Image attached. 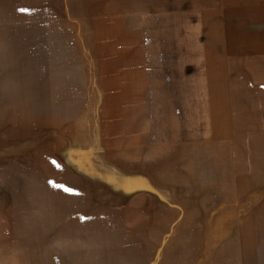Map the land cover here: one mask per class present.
I'll return each instance as SVG.
<instances>
[{"label":"rangeland","instance_id":"obj_1","mask_svg":"<svg viewBox=\"0 0 264 264\" xmlns=\"http://www.w3.org/2000/svg\"><path fill=\"white\" fill-rule=\"evenodd\" d=\"M201 10L0 0V264H264V31Z\"/></svg>","mask_w":264,"mask_h":264},{"label":"crops","instance_id":"obj_2","mask_svg":"<svg viewBox=\"0 0 264 264\" xmlns=\"http://www.w3.org/2000/svg\"><path fill=\"white\" fill-rule=\"evenodd\" d=\"M185 0H138L141 8L138 10H126L125 0H105L106 13L118 15L119 20L128 19L138 15H176L184 13L191 15V6L199 5L203 7L206 17L205 22L210 15H219L216 20L222 23L224 19L232 22L231 36L243 38L245 36L255 35L257 31H264V0H199L195 3L190 0L189 4ZM188 5V11H183V7ZM109 6V7H108ZM143 7V9H142ZM142 9V10H141ZM257 13H262L257 15ZM154 20L156 17H152ZM169 20L168 18H165ZM222 29V27H221Z\"/></svg>","mask_w":264,"mask_h":264},{"label":"snow or ice","instance_id":"obj_3","mask_svg":"<svg viewBox=\"0 0 264 264\" xmlns=\"http://www.w3.org/2000/svg\"><path fill=\"white\" fill-rule=\"evenodd\" d=\"M66 191H71V189H65Z\"/></svg>","mask_w":264,"mask_h":264}]
</instances>
